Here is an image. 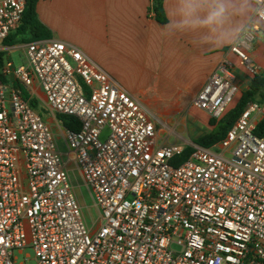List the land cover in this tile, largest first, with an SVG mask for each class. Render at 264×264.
<instances>
[{
    "label": "built area",
    "instance_id": "obj_1",
    "mask_svg": "<svg viewBox=\"0 0 264 264\" xmlns=\"http://www.w3.org/2000/svg\"><path fill=\"white\" fill-rule=\"evenodd\" d=\"M264 24V0H252ZM26 0H0V43L20 26ZM259 27L231 53L251 75ZM13 82L0 81V264L30 248L36 264H264V102H251L218 145L160 143L158 121L72 44L29 43ZM224 58L194 99L219 119L238 94ZM83 82L87 93L78 83ZM37 84L49 111L71 116L67 155L23 97ZM109 134L104 137V131ZM74 163L99 217L89 225L68 166Z\"/></svg>",
    "mask_w": 264,
    "mask_h": 264
},
{
    "label": "crops",
    "instance_id": "obj_2",
    "mask_svg": "<svg viewBox=\"0 0 264 264\" xmlns=\"http://www.w3.org/2000/svg\"><path fill=\"white\" fill-rule=\"evenodd\" d=\"M250 3L252 11L243 17L233 16L226 27H235L242 22L259 27L249 52L258 68L255 75L246 72L231 53V47L239 41L248 27H245L239 39L223 46L210 42L214 37L208 29L173 32L171 22L178 19L173 6L174 0L163 1V19H158L155 14L154 0H37L36 19L46 30V37L39 38L28 32H18V27L8 37L11 43L6 40L0 43V53L3 54L1 82H13L18 86L13 72L16 67L25 63V50L29 43L58 40L72 44L126 92L138 99L157 121L164 119L173 121L171 125L178 122L184 126L185 132L192 133L189 136L195 138L191 142L195 144L198 139L214 130L210 121H219L235 108L255 76L264 78V24L256 17L252 0ZM27 34L30 35L27 37ZM15 53H19L21 64L14 62L12 56ZM224 58H229L235 64L239 92L222 117L216 119L196 107L194 99ZM22 91L28 93V100L44 102L46 111L52 116L46 121L52 128L53 124L59 128V134L54 129L53 131L59 151L66 159L68 150L63 140L66 129L58 123L56 115L49 111L42 89L34 84L30 88H22ZM189 121L200 123L199 126H189ZM168 133L174 134V128H170ZM163 137L164 133L159 132L160 143H166ZM63 141L62 149L59 143ZM187 147L192 149L191 146ZM72 165L75 166L71 162L68 167ZM75 194L84 207L83 198L78 193ZM84 216L86 218L85 214Z\"/></svg>",
    "mask_w": 264,
    "mask_h": 264
},
{
    "label": "trees",
    "instance_id": "obj_3",
    "mask_svg": "<svg viewBox=\"0 0 264 264\" xmlns=\"http://www.w3.org/2000/svg\"><path fill=\"white\" fill-rule=\"evenodd\" d=\"M163 1L164 0H154V11L158 19H163ZM36 4L37 0H26V9L22 19V23L18 28V32L31 33L33 35H38L39 38L46 37V30L43 29L37 22L36 19ZM11 43L12 41L9 39L6 40ZM3 54L0 53V67L2 65ZM2 77L0 75V81H2ZM23 92V97L28 100V93L26 91ZM251 102H264V78L255 76L249 89L242 94L239 102L235 106V108L229 111L224 117H222L219 121L213 120L210 121L211 126H214V130L198 139L195 144L201 145L203 147L211 148L214 145L221 142L227 135V132L231 128V126L239 119L242 115L246 106ZM38 101H31V105L36 109L38 107ZM56 120L58 123L66 130L69 131H79L80 130V122L78 119L66 116V115H56ZM255 133L258 136L264 135V119L258 124ZM192 149L187 147L183 154L177 157L174 160L175 165H179L181 162L186 160Z\"/></svg>",
    "mask_w": 264,
    "mask_h": 264
},
{
    "label": "clouds",
    "instance_id": "obj_4",
    "mask_svg": "<svg viewBox=\"0 0 264 264\" xmlns=\"http://www.w3.org/2000/svg\"><path fill=\"white\" fill-rule=\"evenodd\" d=\"M175 15L171 22L173 32H190L208 29L217 46L232 44L239 39L247 22L226 27L233 16H246L252 11L250 0H174Z\"/></svg>",
    "mask_w": 264,
    "mask_h": 264
},
{
    "label": "rangeland",
    "instance_id": "obj_5",
    "mask_svg": "<svg viewBox=\"0 0 264 264\" xmlns=\"http://www.w3.org/2000/svg\"><path fill=\"white\" fill-rule=\"evenodd\" d=\"M29 35L30 34H27L26 36L28 37ZM12 57L16 64H21L19 53L13 54ZM78 86L82 91L87 93L86 86L84 85L83 82L79 81ZM42 99L45 101L44 97H42ZM38 103L39 105H41L42 108L38 105L36 109L44 116L45 119L51 118L52 116L50 115V113L46 111V106L44 105V102L39 101ZM158 122H159L158 123L159 132L164 133L163 138H165L166 142L170 144L176 143L179 145L191 146L192 144L191 142L195 140V138L192 137V135L189 136V134H192V133L185 132V127L180 125L178 122H175L174 125H171L173 121H166L164 119ZM199 123L200 121H193V122L189 121V126H199ZM170 128H174V134L168 135L169 134L168 131ZM53 129L56 134H59V128L56 126V124H53ZM171 133H173L172 130H171ZM108 134H109V131L105 130L103 139H105ZM59 144H60V148L63 149L64 141ZM68 170L72 178V184H73V187L75 188V193H78V195L82 197L84 200L83 209H84V214L86 215L87 222L89 223V225H93V223L96 222V220L99 217L98 209L96 208L93 202V199L90 196L88 188L85 186L77 168L74 165H72L71 167H68ZM15 256L17 258L16 264H36L34 252L30 248L25 249L21 254L16 253Z\"/></svg>",
    "mask_w": 264,
    "mask_h": 264
}]
</instances>
